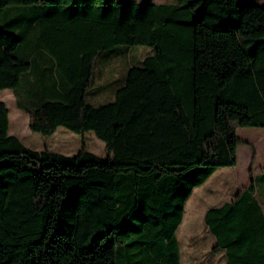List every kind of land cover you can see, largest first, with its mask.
Listing matches in <instances>:
<instances>
[{
  "label": "trees",
  "instance_id": "16d2710c",
  "mask_svg": "<svg viewBox=\"0 0 264 264\" xmlns=\"http://www.w3.org/2000/svg\"><path fill=\"white\" fill-rule=\"evenodd\" d=\"M120 46L153 54L95 106L98 60ZM0 90L33 133L92 132L112 154L31 150L0 102V264H180L187 202L237 165L238 127L264 128V7L0 0ZM257 181L205 214L225 264H264Z\"/></svg>",
  "mask_w": 264,
  "mask_h": 264
},
{
  "label": "rangeland",
  "instance_id": "374dc122",
  "mask_svg": "<svg viewBox=\"0 0 264 264\" xmlns=\"http://www.w3.org/2000/svg\"><path fill=\"white\" fill-rule=\"evenodd\" d=\"M156 1L173 3L176 0ZM236 4L264 7V0H236ZM152 54V50L146 46H120L103 53L98 60L88 102L98 106L112 101L128 69L142 66L143 61ZM0 102L9 110V135L20 138L26 147L47 148L51 152L69 156L86 149L98 158H112L106 145L92 132L75 134L66 128H59L49 137L33 133L29 128V115L16 107L13 91L0 90ZM236 135L242 142L238 147L237 165L219 169L204 186L194 191L186 205L183 223L177 232L180 264H225L224 253L213 252L215 239L204 224L206 212L229 202L246 183L249 184L251 171L252 178L258 177L257 189L264 194V128L238 127ZM260 197V202L264 204ZM149 263L146 257L138 264Z\"/></svg>",
  "mask_w": 264,
  "mask_h": 264
},
{
  "label": "crops",
  "instance_id": "0c3cea01",
  "mask_svg": "<svg viewBox=\"0 0 264 264\" xmlns=\"http://www.w3.org/2000/svg\"><path fill=\"white\" fill-rule=\"evenodd\" d=\"M127 2H130V1H135V0H126ZM143 1H148V0H142V2ZM149 1H151L152 3H155V4H165V3H158L156 0H149ZM15 137V136H14ZM16 138H18V137H16ZM19 140H20V138H18ZM21 141V140H20ZM22 142V141H21ZM23 144V143H22ZM24 145V144H23ZM25 146V145H24ZM26 147V146H25ZM28 148V147H27ZM29 149H31V150H34V151H37V152H43V151H45V150H48L47 148H29ZM49 151V150H48ZM49 152H51V151H49ZM52 153H54V152H52ZM55 154H57V153H55ZM62 155V154H61ZM64 156H67V157H72V156H69V155H64ZM74 156V155H73ZM258 178V177H257ZM253 179H255V178H253ZM247 186H248V183H246L245 185H244V187L243 188H241L240 190H239V192H241L242 190H244L245 188H247ZM239 192H237V194L239 193ZM258 192H259V196L258 197H262V200L261 201H264V194L263 193H261L260 192V190H259V188H258ZM194 194V193H193ZM237 194H235L234 195V197L237 195ZM233 197V198H234ZM261 197H260V199H261ZM233 198L229 201V202H231L232 200H233ZM191 199V198H190ZM189 202V201H188ZM187 202V203H188ZM226 203H228V202H224V204H226ZM224 204H220V206L219 207H216V208H221ZM261 205H262V209H263V212H264V204H263V202H261ZM186 208V207H185ZM212 209H214V208H212ZM209 210H211V209H209ZM208 210V211H209ZM207 211V212H208ZM206 212V213H207ZM184 216H185V214H184ZM178 232V231H177ZM177 232H176V239H177ZM215 239V238H214Z\"/></svg>",
  "mask_w": 264,
  "mask_h": 264
}]
</instances>
